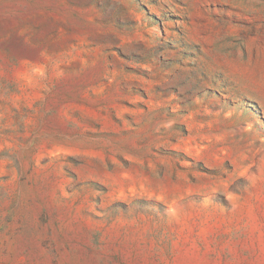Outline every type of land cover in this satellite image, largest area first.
Returning <instances> with one entry per match:
<instances>
[{
	"label": "rangeland",
	"instance_id": "rangeland-1",
	"mask_svg": "<svg viewBox=\"0 0 264 264\" xmlns=\"http://www.w3.org/2000/svg\"><path fill=\"white\" fill-rule=\"evenodd\" d=\"M0 264H264V0H0Z\"/></svg>",
	"mask_w": 264,
	"mask_h": 264
}]
</instances>
